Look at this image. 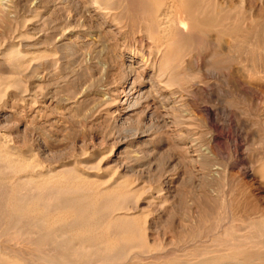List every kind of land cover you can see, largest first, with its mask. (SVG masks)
<instances>
[{"label": "rangeland", "instance_id": "1", "mask_svg": "<svg viewBox=\"0 0 264 264\" xmlns=\"http://www.w3.org/2000/svg\"><path fill=\"white\" fill-rule=\"evenodd\" d=\"M151 1L0 0V142L31 163L0 160V264L264 263V0H198L163 51ZM28 197L75 211L60 243Z\"/></svg>", "mask_w": 264, "mask_h": 264}, {"label": "bare ground", "instance_id": "2", "mask_svg": "<svg viewBox=\"0 0 264 264\" xmlns=\"http://www.w3.org/2000/svg\"><path fill=\"white\" fill-rule=\"evenodd\" d=\"M96 1H98V0H96ZM169 1V0H168ZM150 2H152L151 0H150ZM154 2H155V0H154ZM263 2V1H262ZM124 3V2H123ZM89 4V3H88ZM155 4V3H154ZM166 4V3H165ZM198 4H199V2H198V0H170L168 3H167V5L165 6L166 7V9H160V8H158V9H156L155 11H154V14L152 15V17H150L149 18V23L150 24H148V25H152V24H154L155 22L157 23V26H158V31L156 32V33H149V39H151L152 40V43L154 44V47L156 46V48L159 50V51H161L163 48H168V46H170V42H171V44L173 43V41H174V39L176 38V36L177 35H180V34H182V33H184L185 31H187L188 30V28H189V25L191 24V14H192V12L194 11V8H195V6H198ZM158 5V4H157ZM215 5V4H214ZM159 6V5H158ZM200 6V5H199ZM205 6V5H204ZM104 7V6H103ZM140 7V6H139ZM164 7V8H165ZM234 7V6H233ZM138 8V7H137ZM127 10V9H126ZM231 10V9H230ZM166 11V12H165ZM236 11V10H235ZM140 12V11H139ZM229 13V12H228ZM246 13V12H245ZM112 14V13H111ZM133 14V13H132ZM142 14V13H141ZM195 14V13H194ZM137 15V14H136ZM200 15H201V13H200ZM142 16V15H141ZM232 16V15H231ZM111 17V16H110ZM130 17V16H129ZM250 17V16H249ZM249 17H248V19H249ZM146 18V17H145ZM231 18V17H230ZM235 18V17H234ZM127 19V18H126ZM137 19V18H136ZM135 20V19H134ZM140 20V19H139ZM129 21V20H128ZM249 21V20H248ZM120 22V21H119ZM234 22V21H233ZM246 22V21H245ZM249 23V22H248ZM264 23V22H263ZM134 24V23H133ZM195 25V24H194ZM225 26V25H224ZM144 28V27H143ZM149 28V27H148ZM138 29V28H137ZM148 30V29H147ZM236 36V35H235ZM133 38V37H132ZM226 46V45H225ZM228 46H231V45H228ZM227 50H229V48L227 49ZM226 50V51H227ZM163 51V50H162ZM224 51V50H223ZM10 52V51H9ZM14 52V51H13ZM173 52L171 51V54H172ZM228 53V52H227ZM166 54H168V53H164V55L162 56L163 58L166 56ZM161 55V54H160ZM223 56H224V54H223ZM223 56H222V60H223ZM230 56V55H229ZM228 56V57H229ZM232 56V55H231ZM8 57V56H7ZM144 58H145V55H144ZM163 58H162V60H163ZM147 59H149V57H147ZM218 60V59H217ZM221 59H220V61H222ZM232 60V59H231ZM221 63H223V62H221ZM155 64V63H154ZM173 61L171 60V66H173ZM227 64V63H226ZM219 65H220V63H219ZM224 65V64H223ZM132 67V66H131ZM130 67V68H131ZM226 67V66H225ZM133 69V68H132ZM176 70V69H175ZM175 73V72H174ZM185 73V72H184ZM233 74V73H232ZM189 77V76H188ZM156 83V82H155ZM135 85V84H134ZM150 90H151V88H150ZM162 101V100H161ZM135 102V101H134ZM133 102V103H134ZM138 105V104H137ZM164 106V105H163ZM164 109V108H163ZM6 142V141H5ZM12 147V146H11ZM12 151V150H11ZM9 149H7V146H5L4 145V143H1L0 142V160H3L5 163H6V167H8V168H10L11 170H16V169H20L21 167H24V166H30V162H28L27 163V161H26V159H23V158H21V155L18 153V154H16V153H12ZM28 155V154H27ZM32 158V157H31ZM30 158V159H31ZM30 161V160H29ZM30 163V164H29ZM35 166V165H34ZM75 167H77V166H75ZM55 168V167H54ZM51 170H52V168H51ZM76 170V169H75ZM82 170V169H81ZM44 171V170H43ZM43 171L41 170V172L43 173ZM23 172V171H22ZM42 173H38L39 174V176H41L42 177ZM46 173H48V170L46 171ZM59 173V172H58ZM61 173V172H60ZM107 173V172H106ZM105 173V174H106ZM19 174V173H18ZM30 174V173H29ZM37 174V175H38ZM44 174V173H43ZM81 174V173H80ZM46 175V174H45ZM48 175V174H47ZM46 175V176H47ZM31 177L29 178V181H32V182H37V181H35L36 179L35 178H33V175H30ZM51 176V175H50ZM53 176V175H52ZM63 176V175H62ZM106 176V175H105ZM18 177V176H17ZM28 177V176H27ZM36 177V176H35ZM48 177V176H47ZM54 177V176H53ZM60 177V176H59ZM38 178V177H37ZM44 178V177H43ZM70 178V177H69ZM49 180H50V178H48ZM53 179H55V178H53ZM52 179V180H53ZM68 179V178H67ZM49 180L47 181V179L46 180H39V183L38 184H40V185H42V186H44V185H46V184H49ZM80 179H79V177L78 176H72V178H70V182H69V184H72L73 186H76V187H78V186H80L81 188H83V187H86V185H85V183L86 182H82L81 180L79 181ZM100 180V179H99ZM28 181V182H29ZM59 181H60V178H59ZM67 181H64V183L65 182H67ZM118 181V180H117ZM116 181V182H117ZM17 182V181H16ZM26 182V181H25ZM54 182V181H53ZM53 182H52V184H53ZM57 182V181H56ZM62 183H63V177H62V181H61ZM68 182H67V184H68ZM119 182V181H118ZM29 183H31V182H29ZM20 184V183H19ZM56 184V183H55ZM88 184V183H87ZM6 185V184H5ZM29 185V184H28ZM31 185V184H30ZM32 185H35V183L34 184H32ZM36 186V185H35ZM34 186V187H35ZM37 186H39V185H37ZM49 186H50V184H49ZM58 186H61V183H59V185ZM67 186V185H66ZM71 187L72 188V190H74L73 188L74 187ZM117 186H118V184H117ZM64 187V186H63ZM88 187V186H87ZM113 187V186H112ZM24 188V187H23ZM26 188V187H25ZM48 188V187H47ZM52 188V187H51ZM79 188V187H78ZM111 189V187H108V189ZM28 189H29V186H28ZM45 190H46V188H44ZM48 189H50V187L48 188ZM64 189V188H63ZM66 189V188H65ZM86 189V188H85ZM89 189V188H88ZM57 190H59V189H57ZM69 190V189H68ZM87 190V189H86ZM90 190H91V188H90ZM98 190H99V188H98ZM113 190V189H112ZM117 190V189H116ZM24 191V190H23ZM28 191V190H27ZM49 191V190H48ZM81 191H82V189H81ZM89 191V190H88ZM101 191H102V189H101ZM100 191V192H101ZM109 191V190H108ZM111 191V190H110ZM92 192H94V191H92ZM117 192H118V190H117ZM61 193V192H60ZM60 193L58 192V193H56V194H54V195H56L57 197H60ZM98 193V192H97ZM96 193V194H97ZM104 193V192H103ZM23 194V193H22ZM21 194V195H22ZM86 194H87V191H86ZM88 194H90V193H88ZM95 194V193H94ZM96 194L94 195V196H92L91 198H90V202L92 203V202H94V201H96V197L98 198V196H96ZM33 196V195H32ZM37 196V195H36ZM47 196V195H46ZM90 196H91V194H90ZM40 197V196H39ZM43 197H45V195L43 196ZM64 197V196H63ZM3 198V197H2ZM6 198H8V196L6 197ZM15 198H16V196H15ZM26 198V197H25ZM54 198V197H53ZM68 198V197H67ZM76 198V197H75ZM86 198V197H85ZM88 198H89V196H88ZM19 199H20V197H19ZM32 199V198H31ZM29 200V197H28V200L29 201H25V202H19V209H17L16 211H19L18 212V216H20V218L21 217H31V219H32V221H31V227L30 228H32V230H35L34 232H38V231H42V230H45L46 232H47V234H48V232H52V235H50L49 236V238H50V241H53L54 243H57L59 240H61V239H63L64 238V236L66 237V235H64L65 233H63L61 230H59V229H57L58 227L57 226H59L58 224L59 223H62L66 218H68L70 215H74L75 213V211H73V210H65V211H62V210H60L59 208H61V207H59L58 208V204L56 205V207L57 208H55V209H57V212H56V210H52V208H51V205L49 206V204H50V202H49V204L46 202V204H48V205H40L39 203H38V201L40 202V200H36V198H34L33 200ZM73 199V198H72ZM81 199V198H80ZM2 200V199H1ZM17 200H18V198H17ZM22 200H23V197H22ZM42 200V199H41ZM46 200H48V199H46ZM150 200V199H149ZM10 201H11V199H10ZM15 201H16V199H15ZM19 201V200H18ZM20 201H21V199H20ZM24 201V200H23ZM44 201H45V199H44ZM52 201V200H51ZM54 201V200H53ZM81 201V200H80ZM82 201H84L83 199H82ZM81 201V202H82ZM8 202V201H7ZM80 202V203H81ZM85 202V201H84ZM87 202H88V200H87ZM104 202V201H103ZM2 203H3V201H2ZM14 203V202H13ZM100 203V202H99ZM7 204V203H6ZM73 204V203H72ZM14 205H18V204H14ZM78 205V204H77ZM85 205V204H84ZM112 205V207H113V203L111 204ZM62 206V205H61ZM87 206V205H86ZM89 206V205H88ZM100 206V205H99ZM116 206H117V204H116ZM119 206H120V204H119ZM0 207H2V206H0ZM73 207V206H72ZM90 207V206H89ZM118 207V206H117ZM18 208V207H17ZM71 208V207H70ZM93 208V207H92ZM14 209H15V206H14ZM98 209V208H97ZM99 209H100V207H99ZM86 210H87V208H86ZM85 210V211H86ZM116 210H118V208L117 209H113L112 210V214H111V212H110V214H111V219H114V220H118V219H123V218H125L126 216H127V214L128 213H122V212H116ZM122 210V209H121ZM52 211V212H51ZM53 211H55V212H53ZM80 211V210H79ZM84 211V212H85ZM92 211H94V210H92ZM110 211V210H109ZM2 212V211H1ZM81 212H82V210H81ZM95 212V211H94ZM11 213V212H10ZM13 213H15V210L13 211ZM109 213V212H108ZM108 213L106 214V216L108 215ZM133 213V212H132ZM131 213V214H132ZM82 214V213H81ZM85 214V213H84ZM94 214H96V213H94ZM102 214H103V212H102ZM14 216V215H13ZM78 216V215H77ZM81 216H84V215H81ZM79 217V216H78ZM99 217H100V215H99ZM101 217H102V215H101ZM108 217H110V215L108 216ZM19 218V219H20ZM69 218H71V217H69ZM68 218V219H69ZM75 218V217H74ZM80 218V217H79ZM78 218V219H79ZM82 218V217H81ZM95 218V217H94ZM16 219H17V215H16ZM27 219V218H26ZM31 219H29V220H31ZM67 219V220H68ZM18 220V219H17ZM93 220V219H92ZM101 220V219H100ZM110 220V219H109ZM108 220V221H109ZM28 221V220H27ZM72 221V220H71ZM83 221H85V220H83ZM119 221H121V220H119ZM118 221V222H119ZM127 220L125 219V222H126ZM145 221V220H144ZM19 222V221H18ZM66 222V221H65ZM114 222V221H113ZM124 222V221H123ZM122 222V223H123ZM29 223V222H28ZM64 223V222H63ZM81 223V222H80ZM85 223V222H84ZM83 223V224H84ZM92 223V222H91ZM90 223V224H91ZM94 223V222H93ZM12 224H14V223H12ZM17 224V223H16ZM86 224V223H85ZM88 224V223H87ZM95 224V223H94ZM119 224V223H118ZM61 225V224H60ZM78 225V224H77ZM82 225V224H81ZM89 225V224H88ZM107 225H108V223H107ZM116 225V224H115ZM120 225V224H119ZM29 226H30V224H29ZM254 227V226H253ZM84 227H83V225H82V227L80 228V230L82 231V229H83ZM28 229V228H27ZM86 229V228H85ZM134 229V228H133ZM257 229V228H256ZM75 231V230H74ZM80 231V232H81ZM23 232V231H22ZM26 232V231H25ZM30 232V231H29ZM72 232V231H71ZM228 232V231H227ZM43 233V232H42ZM42 233H39V234H42ZM79 233V232H78ZM226 232L224 231V234H225ZM229 233V232H228ZM12 234V233H11ZM131 234V233H130ZM146 234V233H145ZM261 234V233H260ZM7 235V234H6ZM18 235V234H17ZM21 235V234H20ZM132 235V234H131ZM228 235V234H227ZM232 235V234H231ZM246 235V234H245ZM0 236H2V235H0ZM15 236V235H14ZM46 236V235H45ZM122 236V235H121ZM11 237V236H10ZM18 237V236H17ZM20 237V236H19ZM200 237V236H199ZM248 237V236H247ZM250 237V236H249ZM252 237V236H251ZM9 238V237H8ZM15 238V237H14ZM22 238V237H21ZM45 239V237L43 238V240ZM67 239V238H66ZM103 240L101 241V242H104V244L106 245V247L105 248H108V247H111L113 244H116L117 243V239L114 237V236H111V234L110 235H108V236H106V237H104V238H102ZM199 239V238H198ZM230 239V238H229ZM234 239V238H233ZM218 240V239H217ZM64 241V240H63ZM79 241H81V240H79ZM78 241V242H79ZM190 241V240H189ZM235 241H237V240H235ZM264 241V240H263ZM38 242H40L39 240H38ZM43 242V241H42ZM137 242V241H136ZM254 242V241H253ZM44 243V242H43ZM59 243H60V241H59ZM128 243V242H127ZM196 243V242H195ZM244 243H246V242H244ZM77 244V243H76ZM101 244V243H100ZM122 244V243H121ZM138 244V243H137ZM163 244V243H162ZM238 244H239V242H238ZM248 244V243H247ZM258 244H260V243H258ZM262 244V243H261ZM264 244V243H263ZM78 245H79V243H78ZM78 245H77V248H80V247H78ZM88 245V244H87ZM99 245V244H98ZM136 245V244H135ZM140 245V244H139ZM226 245V244H225ZM228 245V244H227ZM236 245V244H235ZM81 246V249L80 250H82V244L80 245ZM85 246V245H84ZM122 246V245H121ZM199 246V245H198ZM206 246V245H205ZM232 246V245H231ZM114 247V246H113ZM238 247V246H237ZM89 248H90V246H89ZM112 248V247H111ZM110 248V249H111ZM126 248V247H125ZM250 248V247H249ZM11 249V248H10ZM86 249V248H85ZM103 249V248H102ZM116 249V248H115ZM167 249V248H166ZM201 249V248H200ZM1 250V249H0ZM93 250V249H92ZM105 250V249H104ZM248 250V249H247ZM15 251V250H14ZM107 251V250H106ZM110 251V250H109ZM108 251V252H109ZM239 251V250H238ZM76 252H77V249H75L74 247L72 248V250H71V252H70V254H71V256L72 255H75L76 254ZM153 252V251H152ZM160 252V251H159ZM172 252V251H171ZM176 252V251H175ZM230 252V251H229ZM247 252V251H246ZM9 253V252H8ZM87 253V252H86ZM118 253V252H117ZM173 253V252H172ZM242 253H243V251H242ZM254 253V252H253ZM102 254H104V253H102ZM133 254V253H132ZM148 254H150V253H148ZM224 255H225V252L223 253ZM264 254V253H263ZM89 255V254H88ZM195 255V254H194ZM229 255V254H228ZM234 255V254H233ZM85 256H87V254L85 255ZM138 256V255H137ZM159 256H161V255H159ZM236 256V255H235ZM235 256H233V257H235ZM240 256V255H239ZM152 257V256H151ZM157 257V256H156ZM155 257V258H156ZM219 257V256H218ZM245 257V256H244ZM243 257V258H244ZM257 257V256H256ZM259 257V256H258ZM121 258V257H120ZM140 258V257H139ZM215 258V257H214ZM246 258V257H245ZM248 258V257H247ZM106 259V258H105ZM138 259V258H137ZM141 259V258H140ZM143 259V258H142ZM145 259H148V258H145ZM200 259V258H199ZM208 259V258H207ZM212 259V258H211ZM56 260V259H55ZM127 260V259H126ZM155 260V259H154ZM203 260V259H202ZM226 261H227V259H225ZM246 260V259H245ZM252 260V259H251ZM260 260H262V259H260ZM264 260V259H263ZM54 261V260H53ZM99 261V260H98ZM105 261V260H104ZM129 261V260H128ZM166 261H168V260H166ZM231 261V260H230ZM239 260H237V262H238ZM243 261V260H242ZM46 262V261H45ZM88 262V261H87ZM255 262V261H254ZM44 263V262H43ZM104 263V262H103ZM250 263V262H249ZM92 264V263H91ZM94 264V263H93ZM210 264V263H209ZM213 264V263H212ZM216 264H218V263H216ZM245 264V263H244ZM255 264V263H254ZM259 264H260V262H259ZM264 264V263H263Z\"/></svg>", "mask_w": 264, "mask_h": 264}]
</instances>
